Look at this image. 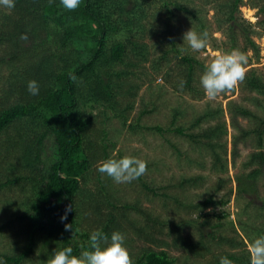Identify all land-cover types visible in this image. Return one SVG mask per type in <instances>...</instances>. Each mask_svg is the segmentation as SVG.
Here are the masks:
<instances>
[{
  "label": "trees",
  "instance_id": "trees-1",
  "mask_svg": "<svg viewBox=\"0 0 264 264\" xmlns=\"http://www.w3.org/2000/svg\"><path fill=\"white\" fill-rule=\"evenodd\" d=\"M244 1L206 0L215 2L218 22L230 37L231 48L238 43L232 24ZM178 8L196 16L179 0H81L74 11L65 9L60 0H15L14 9L1 7L0 193L13 195L0 199V231L16 223L22 240L15 255L0 256L5 264H22L37 252L38 263L44 264L54 249L65 247H72L78 256L89 247L90 234L97 230L109 237L114 231L121 232L125 246L139 240L142 248L135 255L130 253L134 264H175L164 248H183L191 258L199 259L224 247L228 251L218 252L210 264H219L221 257L250 264L245 243L239 244L223 231L220 221L227 213L216 208L227 204L230 196L216 197L224 186L222 180L214 193L190 205L200 215L214 209L205 220L212 231L205 235L196 229L199 218L176 220L166 214L180 204L187 211L186 205L170 193L172 185L164 191L162 187L151 188L143 176L137 179L142 189L161 198L158 202L164 212L156 214L153 208L142 206L138 197L130 201L97 168L100 161L123 157L120 152L112 154L116 137L127 127L135 109L152 51L158 54L150 65L153 71L164 73L167 83L174 78L176 90L202 94L196 75L198 66L204 67L195 57L183 54L171 29L174 9ZM260 10L264 14V3ZM25 35L27 38L22 39ZM248 45L256 46L253 40ZM253 74H246L245 79L251 91L263 96L253 97L254 104L263 109L235 103H229L228 109L238 130L232 141L234 150L249 142L256 147L247 157L249 171L237 175L238 199L246 203L239 214V227L248 241L264 235V185L260 186L264 171V79ZM72 76L77 79L72 80ZM31 80L39 84L38 96L27 90ZM179 109L173 125L179 122ZM224 113L220 105L206 109L189 127L178 124L167 131L183 136L192 151L201 153L191 159L196 165L207 167V159L212 157L214 171L226 170L228 163L220 155L227 151L220 140L227 133ZM239 117L248 120L246 127L239 126ZM114 120L119 121V127ZM134 127L127 128L131 131ZM155 130L165 129L157 126ZM47 140L51 141L52 153L44 155ZM203 179L200 175L183 177L179 185L184 189L198 187ZM69 205L73 210L61 222ZM250 210L253 213L248 220ZM214 216L219 218L217 223L212 222ZM65 224H72L74 236L73 231H65ZM194 228L192 232L197 235L188 233ZM240 245L244 249L240 250Z\"/></svg>",
  "mask_w": 264,
  "mask_h": 264
},
{
  "label": "rangeland",
  "instance_id": "rangeland-1",
  "mask_svg": "<svg viewBox=\"0 0 264 264\" xmlns=\"http://www.w3.org/2000/svg\"><path fill=\"white\" fill-rule=\"evenodd\" d=\"M180 4L187 6L196 16H192L187 13L185 9H174L176 17L173 21V26L171 29L174 31L175 38L177 39L178 45H183V34L191 29L197 33L207 32V48L201 52L192 51L186 44L183 45V54L195 57L199 61L200 65H203V69L199 66L197 71L198 76L202 75L205 70V65L214 58L216 53H230L234 49H239L247 56V64L245 65L246 74L254 72L253 75L256 77H262L264 79V14L260 10V6L264 3V0H255L253 4L250 0L244 1L241 5L239 12L236 14V21L232 24V30L234 31V37L238 40L237 46L231 48L230 37H228L224 32L226 31L218 21L217 11L215 2L210 4L206 0H179ZM214 4V5H213ZM3 6H0V9ZM252 25V27L249 26ZM227 25V26H228ZM226 28V27H225ZM249 40H253L256 46H249ZM248 46V48H247ZM246 48V51H244ZM158 54H154L152 51L151 60L145 63L146 73L141 81L143 84L141 90L138 92L135 109L131 113L127 120V127L129 125H135V127L129 131L126 127L120 130V134L116 137L117 145L115 151L112 153L113 156L120 152L121 156L130 155L144 160L147 163V171L142 175L151 188L157 187L164 189L166 186L172 185L169 190L174 196L179 198V200L184 203L187 207V211L181 209V204L179 206L175 205L166 214L177 219L185 218L187 220L199 218L200 233L207 234L212 231L211 226L205 224V220L208 219L212 213H214L213 208L211 211L206 209L202 215L197 211L190 208V205L196 204L207 198L209 195L215 192L216 186L220 180L223 181L220 184L224 185L220 188V192L216 195L217 198L222 196H230V201L224 206H218L217 211H225L227 217H223L220 221L223 224L224 233L230 234L234 237L239 244L243 241L245 243V248H247L248 239L244 236L243 231L239 226V214L242 212L245 206V201L238 199L237 189L238 181L237 175L242 176L243 173H247L249 168L246 167L247 157L255 151L254 143L249 142L248 144H241L237 147V151L234 149L233 137L238 134V130L232 125V118L228 112L229 103H235L238 105L246 106L249 109L261 108L254 104L253 97H261L255 91H251L248 88L247 80L239 82L237 86L230 91L221 93L216 99L210 100L206 97L205 92L201 83L198 84L200 89L203 90L202 94L199 96H193L192 94L182 91L174 87V78L167 83L164 80V73H157L150 68L154 59ZM6 71L4 70V74ZM3 75V72H1ZM0 76V89L2 88V80ZM259 101V100H258ZM264 102V99L262 100ZM222 106L224 109V116L222 117L227 126V133L222 134L221 141L225 144L226 153H221L223 160L228 163L226 170H216L214 171L212 167L211 158L208 157V166L201 167V165H196L197 163L191 159H196L201 155L192 151V146L189 141H187L183 136L177 135L172 130L167 131L168 128L176 127L178 124L189 127L196 117L203 115L206 109H215L217 106ZM177 108H182V112L179 116V122L176 125L172 124ZM143 109L146 110L143 114ZM263 112V111H262ZM264 113V112H263ZM241 123L239 126L246 127L248 125V120L242 117L237 118ZM218 120H215V123ZM118 120H114V125L117 127ZM208 123L204 124V127L208 128ZM161 127L165 130L157 131L155 127ZM219 132V131H218ZM177 147V150L175 149ZM180 148V149H179ZM179 149V151H178ZM205 149L203 148V151ZM181 152V154H179ZM52 153V144L50 140L45 141V151L44 155ZM236 153V159H234V154ZM213 159V158H212ZM98 165V163H97ZM218 169V168H216ZM193 175H200L204 179L201 181L200 186H191L188 188H181L179 185L180 180L185 177H191ZM229 180V182H228ZM115 183V182H114ZM264 185V171L263 177L261 179L260 186ZM122 192L126 193V197L130 201L137 198L140 200L141 205L144 207H151L154 213L164 212L160 197H155L150 191H145L140 187L139 182L133 180L131 183L117 184L115 183ZM157 191L161 193L162 191ZM12 194V193H11ZM8 192L2 191L0 193V199L3 195H11ZM13 195V194H12ZM149 199H152L153 202ZM247 200H250L247 199ZM2 206L0 205V210ZM148 207V208H149ZM183 208V207H182ZM210 213V215L208 214ZM253 213V210L249 211L248 220ZM1 216V214H0ZM2 219V218H0ZM218 217L214 216L212 222L218 221ZM188 230V233L195 231ZM16 223H12L10 228L0 231V256H12L19 251V246L21 244V239L17 235ZM235 230V232H234ZM197 232V233H199ZM187 233V231H186ZM196 234V232H192ZM197 235V234H196ZM132 242V241H131ZM129 242V243H131ZM128 243V244H129ZM53 248V246H50ZM129 253L136 254L140 248H142L141 242L138 240L135 244L131 243L127 246ZM240 250L244 249L240 245ZM155 248V247H153ZM157 250V248H155ZM228 251V247L220 248L206 258L194 259L190 255H187L183 248H164L170 256L175 261V264H210L213 263L215 256L218 252ZM240 250H236L240 252ZM243 251H241L242 253ZM39 256L37 253L32 256V258L27 259L22 264H39ZM0 264H5L4 260L0 258ZM233 264H236L233 262Z\"/></svg>",
  "mask_w": 264,
  "mask_h": 264
},
{
  "label": "clouds",
  "instance_id": "clouds-1",
  "mask_svg": "<svg viewBox=\"0 0 264 264\" xmlns=\"http://www.w3.org/2000/svg\"><path fill=\"white\" fill-rule=\"evenodd\" d=\"M51 2L53 0H50ZM60 3L65 9L74 11L80 6L81 0H60ZM0 6L9 10L14 9L15 0H0ZM207 36V32L197 33L192 27L183 34V45L186 44L194 52H201L208 46ZM21 38L27 37L25 35ZM183 45L181 51L185 50ZM246 64L247 56L239 49H234L230 53H216L214 58L205 65V70L200 76V83L206 97L214 100L221 93L233 90L245 79ZM70 78L74 81L77 79L75 76ZM27 90L31 95L38 96L40 91L38 82L29 81ZM97 168L101 174L107 175L115 183L124 184L141 177L147 171V163L140 158L125 155L100 161ZM72 210V205H69L61 217V222L67 220V215ZM65 231H73L72 224H65ZM247 248L250 264H264V235L250 240ZM44 264H134V262L125 246V236L121 232L114 231L109 237L97 230L90 234L89 247L81 251L78 256L73 254L72 247L56 248ZM219 264H233V262L227 257H221Z\"/></svg>",
  "mask_w": 264,
  "mask_h": 264
}]
</instances>
